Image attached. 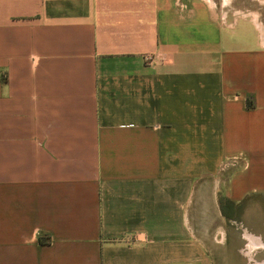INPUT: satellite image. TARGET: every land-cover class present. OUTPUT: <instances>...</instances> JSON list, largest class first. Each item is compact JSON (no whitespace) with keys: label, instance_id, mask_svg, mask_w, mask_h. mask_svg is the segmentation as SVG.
<instances>
[{"label":"crops","instance_id":"obj_1","mask_svg":"<svg viewBox=\"0 0 264 264\" xmlns=\"http://www.w3.org/2000/svg\"><path fill=\"white\" fill-rule=\"evenodd\" d=\"M242 1L0 0V264L253 259L231 232L264 202V0Z\"/></svg>","mask_w":264,"mask_h":264},{"label":"rangeland","instance_id":"obj_2","mask_svg":"<svg viewBox=\"0 0 264 264\" xmlns=\"http://www.w3.org/2000/svg\"><path fill=\"white\" fill-rule=\"evenodd\" d=\"M237 4L243 5L244 2H237ZM254 204L260 205L259 211ZM235 215L238 219L237 229L234 232L232 230L231 233L237 236L238 249L244 251V254L249 251L250 253H248L253 258L252 260L250 258L242 259L241 256L236 262L238 264H258L260 259L264 257L262 246L259 244L250 245L249 249L246 246L249 243V237L260 235L264 239V202L257 196H246L238 202Z\"/></svg>","mask_w":264,"mask_h":264},{"label":"built area","instance_id":"obj_3","mask_svg":"<svg viewBox=\"0 0 264 264\" xmlns=\"http://www.w3.org/2000/svg\"><path fill=\"white\" fill-rule=\"evenodd\" d=\"M144 58H145V59H150L151 56H150V55H145Z\"/></svg>","mask_w":264,"mask_h":264}]
</instances>
